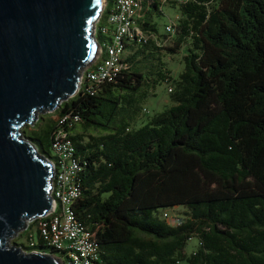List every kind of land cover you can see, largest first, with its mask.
I'll return each mask as SVG.
<instances>
[{
    "label": "trees",
    "instance_id": "trees-1",
    "mask_svg": "<svg viewBox=\"0 0 264 264\" xmlns=\"http://www.w3.org/2000/svg\"><path fill=\"white\" fill-rule=\"evenodd\" d=\"M112 2L97 21L101 43ZM167 2L179 10L172 32L154 21L163 2L142 0L147 38L125 45L114 79L83 81L56 119L41 115L22 131L48 158L59 131L73 142L72 209L98 247L94 264H264V0ZM179 53L173 76L164 54ZM161 81L172 87L170 105L136 125L143 88ZM176 206L184 211L174 224L162 213ZM38 223L27 228L36 243L19 242L22 232L12 242L57 253Z\"/></svg>",
    "mask_w": 264,
    "mask_h": 264
},
{
    "label": "water",
    "instance_id": "water-1",
    "mask_svg": "<svg viewBox=\"0 0 264 264\" xmlns=\"http://www.w3.org/2000/svg\"><path fill=\"white\" fill-rule=\"evenodd\" d=\"M106 0H0V264H65L10 237L52 207L51 162L20 128L74 96Z\"/></svg>",
    "mask_w": 264,
    "mask_h": 264
},
{
    "label": "built area",
    "instance_id": "built-area-1",
    "mask_svg": "<svg viewBox=\"0 0 264 264\" xmlns=\"http://www.w3.org/2000/svg\"><path fill=\"white\" fill-rule=\"evenodd\" d=\"M142 17V0H113L105 24L100 25L101 33L108 35L109 39L102 43L97 41L99 50L94 60L81 70L79 88L83 81L92 85L114 79L122 67L121 61L125 55V45L132 39L140 41L147 38L144 30L138 25V21ZM177 18L176 15L175 19L169 20L165 24L166 31H173L174 20ZM96 29L97 24H95L94 33ZM171 89L172 87L168 85L167 91L169 92ZM142 110L148 112L146 108ZM64 118L59 122H63ZM72 118L74 121L78 120L77 116H72ZM51 148L53 158L48 159L51 162L49 195L52 199V207L47 213L30 219L32 221L39 220L38 229L42 241L46 247L59 252L61 255L59 257L65 264H94L99 257L98 247L94 243L90 231L77 220L72 209V204L80 193L79 183L76 180L80 165L74 144L70 138L65 137L59 131L51 143ZM162 217L171 223H179V219L172 218L167 211L162 213ZM18 231L10 237L9 243ZM34 243L36 241L29 236L28 245ZM17 246L22 252L51 253L48 249L27 250L28 248Z\"/></svg>",
    "mask_w": 264,
    "mask_h": 264
},
{
    "label": "rangeland",
    "instance_id": "rangeland-1",
    "mask_svg": "<svg viewBox=\"0 0 264 264\" xmlns=\"http://www.w3.org/2000/svg\"><path fill=\"white\" fill-rule=\"evenodd\" d=\"M161 2H163V5H162L163 14L158 15V16L157 15L154 16V21L156 22L158 28L160 30H163L165 23H167L170 19H174L175 16L179 13V10L176 7H171L170 3H168L167 0L166 1L161 0ZM106 14L107 13H105V15L103 17L104 19L106 17ZM96 24H97V21H96ZM101 38H103V37H101ZM168 41H171V40L169 39ZM182 52H184V50ZM180 57H181V53L175 54V55L164 54L163 59L165 60L166 65L168 64V67L172 70L173 76H177L179 71H181L183 68V64L179 62ZM167 87H168L167 83L163 82V81L157 82L155 84H153L151 82L146 84V87L143 88V93H145V96L143 98L139 99L140 100V111L138 113V119L136 121V125H139L142 121H144L147 114L150 115L154 112H158V111L164 109L166 106L170 105ZM143 108L148 109V113H144V111L141 110ZM55 109L52 111H43V112L38 111V112H36L35 117L32 121L21 126V128H20L21 132H22V129H25V131L27 133L26 135H29L30 133H32V129L35 128V123L37 122L38 118L41 115H46V114H50L52 116L54 115V118L56 119L57 116H55V114H54ZM78 129H81L80 124H76L75 130H78ZM166 211L170 213L172 218H177V219L179 218L180 219L181 217H183L184 208L182 206H176L174 208L167 209ZM31 222H32V220L30 219L29 221H26V224L29 225ZM28 225H26L25 227L20 229L18 231V233L11 238L9 244H11V241L13 239L18 238L19 233H21V232H22V235H21V237L18 238L19 242H23L24 244L27 245L29 236L32 237V239L34 241H36L37 240L36 228L34 225H32V228L27 229L29 227ZM196 243H197V239L195 237L191 238L188 241L186 251L187 252L191 251L195 247ZM23 250H26V249H23ZM27 250H29V249H27ZM54 254L59 256L57 253H54Z\"/></svg>",
    "mask_w": 264,
    "mask_h": 264
},
{
    "label": "bare ground",
    "instance_id": "bare-ground-1",
    "mask_svg": "<svg viewBox=\"0 0 264 264\" xmlns=\"http://www.w3.org/2000/svg\"><path fill=\"white\" fill-rule=\"evenodd\" d=\"M98 46L96 47V49L94 50V55H93V57H95V55H96V53L98 52Z\"/></svg>",
    "mask_w": 264,
    "mask_h": 264
},
{
    "label": "crops",
    "instance_id": "crops-1",
    "mask_svg": "<svg viewBox=\"0 0 264 264\" xmlns=\"http://www.w3.org/2000/svg\"><path fill=\"white\" fill-rule=\"evenodd\" d=\"M56 116V115H55ZM54 118V115L52 116Z\"/></svg>",
    "mask_w": 264,
    "mask_h": 264
}]
</instances>
